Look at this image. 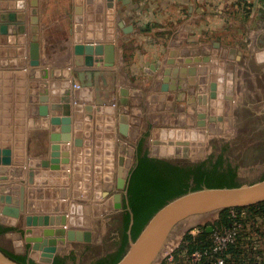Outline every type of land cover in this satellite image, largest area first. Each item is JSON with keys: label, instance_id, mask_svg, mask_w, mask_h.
I'll return each instance as SVG.
<instances>
[{"label": "crops", "instance_id": "0c3cea01", "mask_svg": "<svg viewBox=\"0 0 264 264\" xmlns=\"http://www.w3.org/2000/svg\"><path fill=\"white\" fill-rule=\"evenodd\" d=\"M131 1L124 6L114 0L110 9L109 0H0V16L17 14L15 22L7 21L9 34L0 35V157L10 135V165H22L29 172L31 164L35 171L40 170L39 164L50 159L53 135L62 134L61 126L51 125V118L61 117L64 107L70 105L73 136L82 139L84 145L75 149L73 143L66 144L71 154L67 177L77 182L72 188H60L84 197L92 184H100L105 192L99 195L104 201L112 195L114 208L124 214L123 198L117 202L116 195L123 196L120 181L130 177V167L129 158L120 156L117 149L133 141L138 146L152 141L151 137L157 138L152 134L158 133V125L187 129L192 133L191 142L181 145L196 147L195 133L224 121L223 117L201 111L209 107L210 100L206 99L213 84H217V99L225 93L220 85L227 81L225 74L232 68V58L245 61L241 68L264 67V0ZM61 2L73 5L67 9L69 15L56 14L55 4ZM72 18L76 21L74 28L62 31L70 40L53 46L47 37L50 29L43 22ZM34 38L41 49L38 67L30 64ZM77 43L114 45V67L107 69L99 63L100 67L87 68L83 59L74 55ZM96 71L113 73L112 78L105 77L108 85L102 78L93 77ZM259 75L262 74H250L251 80L257 82ZM136 81L143 86L138 87ZM90 83L92 87H82L79 95L75 92V84ZM44 98L49 102L42 103ZM81 98L84 101L76 105ZM53 105L59 109L52 111ZM43 107L49 108V115L41 112ZM141 127L143 133L138 135ZM160 137L163 139L155 144L168 142L164 140L166 135ZM17 184L20 182L0 184V201L17 199ZM0 205V220L11 229L0 236V244L29 254L31 245L26 238L44 237V228H32L33 232L26 235L23 222L3 216ZM43 215L57 222V216L49 212ZM71 220L67 230L89 231L93 242L96 227L83 220ZM246 222L237 256L245 262L241 264H264V217L251 220L248 215ZM248 222L257 226L253 229L256 233L250 231ZM124 223L122 220V227ZM51 227L60 225L54 223ZM75 242L67 240L66 245ZM62 247L58 245V252ZM228 258L234 259L232 253ZM181 259L180 264H195L187 253H182ZM175 261V255L168 252L161 264H176Z\"/></svg>", "mask_w": 264, "mask_h": 264}, {"label": "rangeland", "instance_id": "374dc122", "mask_svg": "<svg viewBox=\"0 0 264 264\" xmlns=\"http://www.w3.org/2000/svg\"><path fill=\"white\" fill-rule=\"evenodd\" d=\"M72 6H68L67 3L63 2L57 3L55 4V12L57 15H69L67 9ZM75 23L74 18L71 20L50 19L45 20L43 26L50 29H47V37L53 46H57L63 44L68 39L70 40V36L66 33L68 29L74 28ZM51 28L56 30H52ZM64 29L66 30L65 35L62 34ZM71 38H73V35ZM237 55L238 52L234 57H237ZM238 60L232 58V68L228 69L229 72L225 74L227 81L220 85L222 90L224 87L225 93L221 94V98L219 99L217 97L212 98L214 90L212 87L206 99V101L210 100L209 107L203 108L204 110L201 111L205 112V114L207 113L206 115L211 114L210 116L214 114L212 117H223L224 121H222V125L215 126L212 124L209 130L204 129L195 133L198 143L194 148L181 145L188 142V140L190 141L189 138L192 133L188 132L187 129L183 130V128L158 125L156 126L159 130L158 133L152 134V136H157V138L151 137L152 141H145L143 143V154L147 153L153 158L167 159L183 165H195L204 162L209 163L211 159L212 161L215 160V156L221 153L226 158V166L231 164L237 170V173H239L240 176L237 178V181L241 186L253 185L262 181L264 178V67L255 66L254 68L251 66L250 68H241V64L243 66L245 61L240 59V62H238ZM255 73L262 74L259 75L260 79L257 82L251 80L250 76V74L255 75ZM135 84L138 87L143 86L139 81H136ZM213 86L216 87L215 93L218 95L217 84H213ZM257 90L258 93H256ZM260 96L261 98H258ZM203 120H205V116ZM142 130L143 127H141V132L138 135L143 133ZM162 135L167 136L164 140L168 142L164 143V145L160 143L155 144L154 141L163 139L160 137ZM138 148L137 142L133 141L128 146L117 149L120 156L129 158L127 163L130 167L129 176L137 163ZM31 166L30 164L29 172L33 171L35 173L33 178L34 183H30L28 176L27 181L16 185L19 189L16 192V196L18 195L17 199L22 198L21 200H23L25 208L23 217H25V214L43 215V213L49 212V214L57 216L55 219L57 220L56 223H58L61 221V217H58V215L67 216V214H70L71 216L67 218L68 223L74 218V221L83 220L85 224L87 222L96 227L94 228L95 235L93 241L99 244L88 248L87 252L83 254L76 252L77 256L74 255V252H71L72 259L69 261V264H92L117 249L123 235L124 227H122V220L126 219L129 212L127 209L124 211L125 214L117 212L114 208L115 200L112 195L108 201H104V197L99 196L101 192H105V187L101 185L95 187V184H92L89 188V193L84 197H80L74 194L72 190L66 191L65 187L60 188L62 185L72 188L77 181L68 180L70 179L69 176L68 178L67 175H62V173H55L50 169H44L42 165H39L40 170L38 171H35V167ZM128 179L126 181L127 186ZM92 187L93 189H91ZM22 191L23 195L21 194ZM125 191L126 189L124 188L122 196L124 204L126 201ZM2 205L4 209V204L2 203ZM235 210L230 209L224 212L231 214ZM224 212L217 217L210 218L205 224L192 228L182 237L175 236L168 246L167 253L175 254L179 249H176V247L182 244L187 234L197 237L200 228L216 224ZM23 217L19 220L20 223L24 221ZM3 222L5 221L0 220V225L4 226ZM62 245L63 249L70 246L66 245V242ZM79 247L78 244H76V247L74 244L70 246V248L75 250H78ZM172 250L174 251L172 252ZM175 262L176 264H180L179 261Z\"/></svg>", "mask_w": 264, "mask_h": 264}, {"label": "water", "instance_id": "95a60500", "mask_svg": "<svg viewBox=\"0 0 264 264\" xmlns=\"http://www.w3.org/2000/svg\"><path fill=\"white\" fill-rule=\"evenodd\" d=\"M113 1L114 0H109L110 9L113 8ZM117 1L121 2L124 6H127L132 2L131 0ZM8 19L10 22H15L17 20V14L0 16V35L5 36L9 34L10 26L8 25L9 22H7ZM1 20L4 23H1ZM121 27H123V24H121ZM23 29L24 28L21 27V30ZM40 50V44L37 39L34 38L31 43L30 56V64L32 67H38L40 65ZM74 55L78 59H83L84 66L92 69H94L99 63H103L105 68L111 69L116 63V47L112 44L93 45L77 43L74 46ZM101 57L104 59L102 60ZM98 66L99 65H97V67ZM107 76L112 78L113 73L96 71L93 75L95 78H102L105 85H108L105 79ZM84 86L92 87V84L80 85V88L75 89V92L79 95ZM214 86H212L214 89L212 98L217 97L215 93L216 87ZM42 101V103L45 104L49 102L47 98L42 99ZM82 101H84L83 98L77 100L75 104H81ZM124 103H126V101ZM101 104L102 102H100L99 105ZM18 108L23 109V106L18 105ZM51 109L52 111H56L59 107L53 105ZM41 112H44L45 115H49V108L43 107L41 108ZM203 117L204 116L201 118ZM73 123V112L70 105L64 107V112L61 117L52 116L51 125L61 126L62 134L53 135V146L51 147L50 159L39 164L42 165L44 169H50L55 173H61L63 170H66V175H69V171L71 170V154L66 144L73 143L75 149H81L84 145L82 139L73 136ZM60 143L64 146H61ZM7 163L9 162L6 161L5 164L7 165ZM5 173L10 176L0 177V180L8 181V183L9 181L16 183L26 181L29 176L30 183H34L33 178L35 173L30 171L26 173V176L25 168L22 166H12L11 169H9L8 166L0 165V175ZM120 183L121 189H126L125 196L128 200L127 182L121 179ZM21 194L23 195V191ZM21 199H12L8 197L5 201H0V203L4 204L2 215L20 220L25 213L23 200ZM121 200L122 194H117L116 201L120 202ZM261 203H264V180L253 185H242L234 188L226 187L212 189L204 187L202 190L189 192L186 195L178 197L160 209L150 219L136 240H133L131 236L132 227L134 225V213L132 209L129 208L128 210L131 215L129 247L127 253L118 264H160L163 261L164 256L167 254L170 242L175 236L178 235L182 237L192 228H197L201 224H205L210 218L217 217L224 211L230 209L250 208ZM23 218L24 227L27 228L25 229L26 235L33 232L31 230L32 228H44V231L42 232L44 237L36 239L30 237L26 238L27 243L31 245L30 258L37 264H52L58 253V245L64 244L67 240L76 242L92 241V233L89 231L77 229H70L68 231V220L65 215H63L61 221L57 223L60 227L56 229L51 227L56 223L51 216L25 214V217ZM207 231L213 233V226H209ZM37 260H39V262H37ZM0 264L22 263L8 257L0 250Z\"/></svg>", "mask_w": 264, "mask_h": 264}, {"label": "trees", "instance_id": "16d2710c", "mask_svg": "<svg viewBox=\"0 0 264 264\" xmlns=\"http://www.w3.org/2000/svg\"><path fill=\"white\" fill-rule=\"evenodd\" d=\"M239 186L241 185L237 181V170L231 164L226 166V160L222 154L219 155L215 163H212L211 160L209 163L183 165L167 159L153 158L147 153L143 154V145L141 144L137 151V164L128 179V200L126 199L124 204V207L126 206L125 210L131 208L134 213V225L131 231L132 239L136 240L150 219L160 209L178 197L189 192L202 190L204 187L214 189ZM235 211L248 213L251 220L255 216L264 217V203L247 209H236ZM234 222L235 220L231 217V214L224 212L216 224L212 226L214 232H225L233 226ZM130 225L131 215L129 212L125 219L121 244L118 250L92 264H118L123 259L129 247ZM10 230V228L0 225V235ZM207 230L208 227L200 228L197 237L187 234L180 248L174 254L175 260L177 262L182 260V253H187L189 257L196 252L205 253L210 251L213 246V233H209ZM242 235L243 233L241 237ZM238 243L231 246L222 255L227 264L245 263L239 260V256H237ZM3 252L19 263L36 264L27 255L16 256L5 250ZM229 252L232 253L234 259L228 258ZM207 262H209V259H203L201 264H206ZM54 264H64V262L58 258Z\"/></svg>", "mask_w": 264, "mask_h": 264}, {"label": "built area", "instance_id": "2783aa9c", "mask_svg": "<svg viewBox=\"0 0 264 264\" xmlns=\"http://www.w3.org/2000/svg\"><path fill=\"white\" fill-rule=\"evenodd\" d=\"M75 89H79L80 85L75 84ZM231 217L235 220L233 226L226 230L225 232H213V246L210 251L205 253L196 252L191 257L195 264L202 262L203 259H209V262L206 264H227L224 255L231 246L238 243L241 234L244 232L246 228V219L248 221V213L241 212L238 213L236 211L231 213ZM68 218V215H67ZM249 227L252 229V233H256V230H253L255 224L248 222ZM68 229V224H67Z\"/></svg>", "mask_w": 264, "mask_h": 264}, {"label": "flooded vegetation", "instance_id": "af4514ba", "mask_svg": "<svg viewBox=\"0 0 264 264\" xmlns=\"http://www.w3.org/2000/svg\"><path fill=\"white\" fill-rule=\"evenodd\" d=\"M221 155V153L219 154ZM219 155H216L215 156V160H213L212 162L215 163L217 158L219 157ZM151 157V156H150ZM225 158V157H224ZM211 159V158H210ZM226 159V158H225ZM212 160V159H211ZM137 164V163H136ZM239 173H237V178L239 177ZM4 227V226H3ZM4 234L0 235V236H3ZM74 244V246L76 247V244H78L80 247L78 248V250L76 249H72L70 248V246H72ZM67 245H70L69 247H63L61 248V250L57 253L54 261L52 262V264L55 263V261L59 258L60 260H63L64 264H69V261L72 259L71 257V252H74V255L77 256L76 252H79L81 254L87 252V249L88 248H91V247H94V246H97L98 243L94 241L93 242H83V243H80V242H75V243H69ZM0 250L3 252L4 250L7 251V252H10L11 254H14L16 256H28V258L33 261L31 258H30V255L29 254H25L23 252H17V251H13V249H10L8 247H6L5 245H1L0 244ZM5 255H7L5 252H3ZM107 255H105L104 257H106ZM9 257V256H8ZM102 257V258H104ZM101 259V258H100ZM77 260V258H76ZM37 264V263H36Z\"/></svg>", "mask_w": 264, "mask_h": 264}, {"label": "bare ground", "instance_id": "6f19581e", "mask_svg": "<svg viewBox=\"0 0 264 264\" xmlns=\"http://www.w3.org/2000/svg\"><path fill=\"white\" fill-rule=\"evenodd\" d=\"M219 97V96H218ZM222 102V101H220ZM216 103V102H215ZM212 104V103H211ZM218 105V104H217ZM100 106V105H99ZM211 106V105H210ZM217 107V106H216ZM218 108H221V107H218ZM217 108V109H218ZM213 109V108H212ZM216 109V110H217ZM206 125V124H205ZM184 130V129H183ZM198 131V130H197ZM12 132V131H11ZM192 137V136H191ZM10 135H9V140H8V145L6 147H3L2 151H1V156L3 157H0V163H3V164H0V165H5V166H8L9 169H11V155H12V147H11V142H10ZM191 142V141H190ZM196 142V141H195ZM198 143V142H197ZM200 145V144H199ZM2 148V147H1ZM10 159V160H9ZM8 161L9 163H7V165L5 164V162ZM14 167H21L22 165H13ZM24 167V166H22ZM25 168V167H24ZM27 173V170L25 168V175ZM10 175L9 174H2L0 175V177H9ZM27 176V175H26ZM8 184V181H5V180H0V184ZM9 183H12V181H9Z\"/></svg>", "mask_w": 264, "mask_h": 264}]
</instances>
